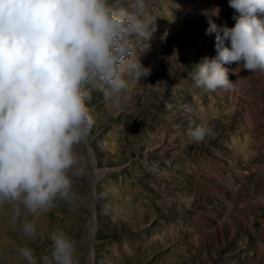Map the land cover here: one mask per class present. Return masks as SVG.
<instances>
[{
    "label": "rangeland",
    "instance_id": "374dc122",
    "mask_svg": "<svg viewBox=\"0 0 264 264\" xmlns=\"http://www.w3.org/2000/svg\"><path fill=\"white\" fill-rule=\"evenodd\" d=\"M156 31L138 44L151 74L119 98L91 89L94 126L76 147V198L30 216L40 237H23L0 208V264H23L13 244L48 254L63 230L77 264H264V73L238 70L234 87L206 92L190 73L216 56L202 10L228 0H150ZM195 127L209 130L192 142Z\"/></svg>",
    "mask_w": 264,
    "mask_h": 264
},
{
    "label": "clouds",
    "instance_id": "9594fccd",
    "mask_svg": "<svg viewBox=\"0 0 264 264\" xmlns=\"http://www.w3.org/2000/svg\"><path fill=\"white\" fill-rule=\"evenodd\" d=\"M232 27L217 24L221 9L202 10L215 34L216 56H204L190 73L196 88L229 90L225 64L264 73V0H228ZM150 0H0V208L23 237L40 232L30 216L57 201L76 198L80 176L76 147L88 137L94 118L86 105L91 89L119 98L132 83L151 74L138 46L156 31ZM209 130H189L192 142ZM48 254L37 257L13 244L23 264H77L76 244L62 229L48 237Z\"/></svg>",
    "mask_w": 264,
    "mask_h": 264
}]
</instances>
